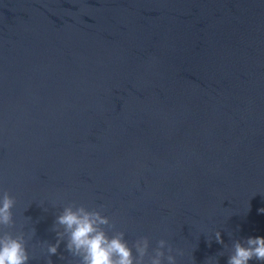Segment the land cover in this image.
<instances>
[{"label": "water", "instance_id": "1", "mask_svg": "<svg viewBox=\"0 0 264 264\" xmlns=\"http://www.w3.org/2000/svg\"><path fill=\"white\" fill-rule=\"evenodd\" d=\"M5 192L28 264H79L69 204L176 264L264 237V0H0Z\"/></svg>", "mask_w": 264, "mask_h": 264}, {"label": "clouds", "instance_id": "2", "mask_svg": "<svg viewBox=\"0 0 264 264\" xmlns=\"http://www.w3.org/2000/svg\"><path fill=\"white\" fill-rule=\"evenodd\" d=\"M15 199L7 192L0 197V226L10 228L14 225L12 208ZM259 211L264 212V208ZM55 244L48 245L49 257L57 254L60 243L67 237L66 250L70 255L79 258V264H163L164 249L167 247V264H176V258L171 253L173 248L163 239L158 241L153 250L154 255H149V240L140 237L130 247L124 239L123 232H115L109 237L104 226L113 228L109 218L101 212L87 210L84 206L69 204L56 217ZM63 230L60 231L59 229ZM217 243L223 244L221 233H215ZM25 235L19 232L15 236L10 232L0 234V264H28L30 259L26 249ZM211 241H209V245ZM133 249L136 255L133 254ZM178 255H183L179 249ZM256 260L264 262V237H249L236 240L232 245V253L228 256L227 264H249Z\"/></svg>", "mask_w": 264, "mask_h": 264}]
</instances>
